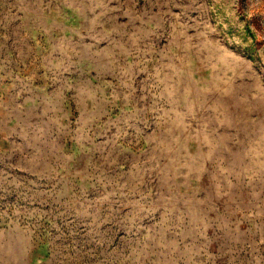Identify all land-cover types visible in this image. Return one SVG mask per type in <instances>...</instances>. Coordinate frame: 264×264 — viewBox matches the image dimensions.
Instances as JSON below:
<instances>
[{"label": "rangeland", "instance_id": "374dc122", "mask_svg": "<svg viewBox=\"0 0 264 264\" xmlns=\"http://www.w3.org/2000/svg\"><path fill=\"white\" fill-rule=\"evenodd\" d=\"M264 0H0V264H258Z\"/></svg>", "mask_w": 264, "mask_h": 264}, {"label": "crops", "instance_id": "0c3cea01", "mask_svg": "<svg viewBox=\"0 0 264 264\" xmlns=\"http://www.w3.org/2000/svg\"><path fill=\"white\" fill-rule=\"evenodd\" d=\"M264 199V196L262 197ZM258 223L260 230L259 246H260V260L258 264H264V200L260 202L259 212H258Z\"/></svg>", "mask_w": 264, "mask_h": 264}]
</instances>
